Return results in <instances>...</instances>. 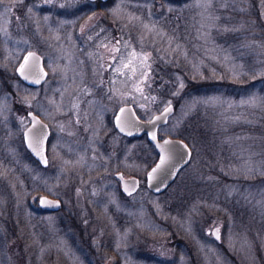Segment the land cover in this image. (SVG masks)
Listing matches in <instances>:
<instances>
[{"label": "rangeland", "instance_id": "obj_1", "mask_svg": "<svg viewBox=\"0 0 264 264\" xmlns=\"http://www.w3.org/2000/svg\"><path fill=\"white\" fill-rule=\"evenodd\" d=\"M118 34L137 54L123 49L109 70L104 47ZM29 49L48 71L38 86L15 77ZM161 61L180 84L155 107L146 77ZM0 68V264H264V0H0ZM196 80L211 87L190 94ZM170 102L161 137L188 136L199 108L225 131L251 122L228 138L224 161L197 156L194 187L183 172L155 194L146 174L157 151L146 135L121 134L114 115L132 103L149 119ZM29 111L51 128L47 166L25 145ZM117 171L140 188L125 194ZM43 195L62 208L44 209Z\"/></svg>", "mask_w": 264, "mask_h": 264}, {"label": "water", "instance_id": "obj_2", "mask_svg": "<svg viewBox=\"0 0 264 264\" xmlns=\"http://www.w3.org/2000/svg\"><path fill=\"white\" fill-rule=\"evenodd\" d=\"M26 60L27 65H25ZM21 66H25L24 75H21L19 71ZM16 72L21 80L30 86L42 84L48 75L42 55L34 49H29L23 54L16 65ZM175 110L176 106L171 102L155 113L152 118L144 119L139 116L133 104H124L114 116V124L122 134L128 136L147 134L148 139L154 143L158 150L159 155L146 174V184L155 194L164 193L178 178L181 170L190 163L193 156V149L187 140L170 135L163 139L158 137V128L168 122ZM29 116L30 123L23 131L25 145L43 166H47L49 163L47 143L51 132L50 126L34 111H29ZM153 134L155 139H152ZM166 141L168 143H165ZM162 159L164 160L163 164H161ZM153 169H157L156 172H153ZM115 176L119 179L123 192L127 195L135 193L141 186V179L137 175H125L122 171H117ZM39 203L44 209L52 211L60 210L63 205L60 198L47 195L41 196ZM217 230L219 238H217ZM212 233L217 239H220L219 226H215Z\"/></svg>", "mask_w": 264, "mask_h": 264}, {"label": "trees", "instance_id": "obj_3", "mask_svg": "<svg viewBox=\"0 0 264 264\" xmlns=\"http://www.w3.org/2000/svg\"><path fill=\"white\" fill-rule=\"evenodd\" d=\"M172 21L177 22L180 20H178V18L175 17L172 19ZM174 22H171L172 25H170L169 29L171 31L173 30L174 32L183 33V29L180 26H174L173 25V24H175ZM175 29H180V31H177ZM170 54H173V52L172 53L170 52ZM168 56L170 57L171 60H173L175 62V59L171 58V57H173V55H168ZM176 57H177L176 62H184L186 60V59H183L182 53H180V55L178 54ZM170 64H174V63H164V62L160 63V62H158L153 67V69L152 68L150 69L149 74L152 76V78L146 82L147 84L145 86V90L147 92H149V94L156 96L155 98L157 99V101L155 102V107L160 106L169 98H173L174 93H172V92H174L180 84V82L179 83L178 82L177 83L176 82H168L166 80V78L168 77V72H169V67H167V65H170ZM180 64H183V63H180ZM176 69L183 72L182 66H181V68L177 66ZM4 72H6V71H4V70H2V68H0V79L1 80H3L1 75H3ZM15 77L19 78L18 75H15ZM196 81H198V82H189V83H191V86H188V87H190V89L193 91V92H190V94L202 93V91L204 89L203 86H207L209 88L211 87L210 81L209 82H204L201 80H196ZM235 87L238 88L237 89L238 93L235 94L236 96H238L240 94L244 95V93L247 92L248 84H244V85L239 84V85H235L234 88ZM173 100H175V99L173 98ZM206 111L199 108L197 110L196 114L187 120L188 136H182L191 144V146L193 147V151H194V154H193L194 159H192L193 161H191L192 164L190 165V167L187 166L186 168H184L181 171V173L184 172L187 174V176L190 177L188 184L192 187H194L196 182L202 178L200 176L201 171H196L197 165L195 166V164H194L196 162L197 156L200 155V153H203L202 161H201V163L204 162L203 166H208V164L209 165L214 164L213 162H219L220 163V162L224 161V160L221 161L220 158L222 157L221 156L222 148L225 146H228V144H229L227 141L228 138L230 139V138L234 137V134H233L234 130H239V129L245 128L247 130L244 133H246L249 130L247 123L251 122L250 120L244 121V119H238L235 122L236 123L235 128L227 129L228 131H225V129H222V127H224L222 124V119L218 118L217 116L212 114L211 110H210V114L207 113ZM215 118H218V119L215 121ZM226 120H228V119H226ZM228 132H232L233 135L230 134L231 137L226 135V133L228 134ZM147 142H148V144H150L148 140H147ZM220 149H221V151H220ZM219 152H220V156H219ZM30 155H31V153H30ZM220 165H222V164H220ZM212 169L215 170L214 167ZM217 170H219V172H221V173L223 172L220 168H217ZM189 171H191V174H189ZM174 184H175V182L170 186V188ZM17 236L19 237L20 234Z\"/></svg>", "mask_w": 264, "mask_h": 264}, {"label": "flooded vegetation", "instance_id": "obj_4", "mask_svg": "<svg viewBox=\"0 0 264 264\" xmlns=\"http://www.w3.org/2000/svg\"><path fill=\"white\" fill-rule=\"evenodd\" d=\"M125 48H127V49H129L131 52H133V51H135L136 50V47L134 46V44H133V42H129V43H125V42H123L122 41V38H120V36H119V34L117 35V37L115 38V41H111V42H109L107 45H105V47H104V49L107 51V57H108V64H107V68L110 70L111 69V67H112V64L114 63V61H115V58L116 57H118L121 53H122V51H123V49H125ZM116 49H119V51H116ZM135 53H136V51H135ZM137 54V53H136ZM153 53H150V55L148 54V58L149 59H151V57H154V54L152 55ZM126 74L125 73H123V72H117L116 73V75L115 76H117V77H120V76H125ZM151 78V75L150 74H148L147 75V77H146V80L147 81H149V79ZM171 103V102H170ZM127 104H132V103H127ZM169 104V103H168ZM176 106V105H175ZM134 107H135V105H134ZM165 107V106H164ZM163 107V108H164ZM162 108V109H163ZM135 109H136V107H135ZM161 109V110H162ZM136 111H137V109H136ZM160 111V110H159ZM158 111V112H159ZM138 112V111H137ZM157 113V112H156ZM175 113V112H174ZM173 113V114H174ZM155 114V113H154ZM153 114V115H154ZM172 114V115H173ZM153 115L150 117V118H152L153 117ZM171 115V116H172ZM115 116V115H114ZM170 116V117H171ZM149 118V119H150ZM145 119V118H144ZM170 119V118H169ZM168 122H169V120H168ZM167 122V123H168ZM166 123V124H167ZM166 124H163V125H166ZM115 125V124H114ZM163 125H161V126H163ZM160 126V127H161ZM159 127V128H160ZM159 128H158V137L159 138H165V136L164 137H161L160 135H159ZM119 131V130H118ZM120 132V131H119ZM121 133V132H120ZM122 134V133H121ZM124 135V134H123ZM143 135H146V137H147V134H143ZM142 135V136H143ZM125 136H127V137H138V136H128V135H125ZM166 136H168V135H166ZM176 137H181V136H176ZM181 138H183V137H181ZM147 139H148V137H147ZM148 141H149V143H150V145H151V147L153 148V150H154V152L155 151H157V153H158V155H159V152H158V150L156 149V147H155V145H154V143L153 142H151L149 139H148ZM158 157V156H157ZM170 188V187H169ZM168 188V189H169ZM167 189V190H168ZM166 190V191H167Z\"/></svg>", "mask_w": 264, "mask_h": 264}, {"label": "snow or ice", "instance_id": "obj_5", "mask_svg": "<svg viewBox=\"0 0 264 264\" xmlns=\"http://www.w3.org/2000/svg\"><path fill=\"white\" fill-rule=\"evenodd\" d=\"M116 51H119V49H116ZM132 56H133V57L136 56L135 51H133ZM141 59H142L143 61H147L148 56H147V55H142V56H141ZM25 65H27V60L25 61ZM128 66H129L128 64H125V65H124L125 68H127ZM19 71H20L21 75H24V72H25V66H21V68L19 69ZM133 71H134V69H133ZM25 78H27V77H25ZM36 82H39V81H36ZM181 86H182V85H181ZM152 139H155V135H154V134H153ZM165 143H168V142L166 141ZM30 146H31V145H30ZM185 147H186V146H185ZM45 163H46V161H45ZM163 163H164V160L162 159V160H161V164H163ZM157 167H159V166H157ZM156 170H157V169H153V172H156ZM217 238H219V236H218V230H217Z\"/></svg>", "mask_w": 264, "mask_h": 264}, {"label": "bare ground", "instance_id": "obj_6", "mask_svg": "<svg viewBox=\"0 0 264 264\" xmlns=\"http://www.w3.org/2000/svg\"><path fill=\"white\" fill-rule=\"evenodd\" d=\"M192 160V159H191Z\"/></svg>", "mask_w": 264, "mask_h": 264}]
</instances>
